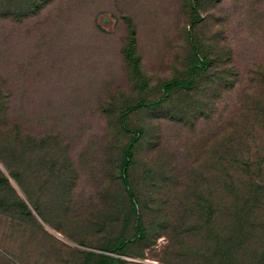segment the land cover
<instances>
[{
  "label": "rangeland",
  "instance_id": "1",
  "mask_svg": "<svg viewBox=\"0 0 264 264\" xmlns=\"http://www.w3.org/2000/svg\"><path fill=\"white\" fill-rule=\"evenodd\" d=\"M35 2L0 0V264H264V0L203 2L168 96L187 0Z\"/></svg>",
  "mask_w": 264,
  "mask_h": 264
},
{
  "label": "trees",
  "instance_id": "2",
  "mask_svg": "<svg viewBox=\"0 0 264 264\" xmlns=\"http://www.w3.org/2000/svg\"><path fill=\"white\" fill-rule=\"evenodd\" d=\"M38 2H35V6L30 4V7L23 8L22 12H26V14L23 15H33L36 14L42 10H45L49 7L52 0H36ZM223 2L224 0H187L188 7L191 9L193 13V18L190 22V29H189V41H190V56L188 61V70H187V76L186 77H178L172 80H167L164 82L163 89L165 91V94L168 96L171 93L175 92V90H193L195 88H198L199 85L211 75V64H212V58H211V50L207 49L205 45H195V42L198 41L197 37L195 38V30L197 29V24L201 21V17L199 16V7L204 2ZM186 2V3H187ZM22 8V7H21ZM25 9V11H24ZM19 10V9H18ZM134 50V49H133ZM135 54V51H134ZM131 61L133 63V67L135 69H140L139 66V59L134 58L135 56L131 54ZM143 102L140 103L142 105ZM130 110V109H128ZM128 113V112H127ZM121 123L124 127H126V123L124 118L121 116ZM139 135V134H138ZM137 135V136H138ZM135 136L132 138L131 142L127 145L125 151H124V162H123V168L129 167L131 164V161L134 158V152L136 149V145L138 142V137ZM127 184V180H125ZM129 195L131 197V200L133 202V207L136 209V202L134 200V193L131 189H129ZM125 246V243H122V248ZM118 259L113 258L110 256H104L100 258V260L97 262V264H117Z\"/></svg>",
  "mask_w": 264,
  "mask_h": 264
}]
</instances>
